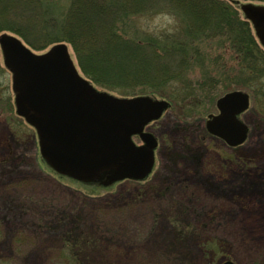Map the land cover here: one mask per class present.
Returning a JSON list of instances; mask_svg holds the SVG:
<instances>
[{
    "label": "rangeland",
    "instance_id": "374dc122",
    "mask_svg": "<svg viewBox=\"0 0 264 264\" xmlns=\"http://www.w3.org/2000/svg\"><path fill=\"white\" fill-rule=\"evenodd\" d=\"M215 112V100L192 115L168 108L145 126L158 145L143 181L83 185L42 160L0 51V264H264V100L250 94L235 147L207 132Z\"/></svg>",
    "mask_w": 264,
    "mask_h": 264
},
{
    "label": "trees",
    "instance_id": "16d2710c",
    "mask_svg": "<svg viewBox=\"0 0 264 264\" xmlns=\"http://www.w3.org/2000/svg\"><path fill=\"white\" fill-rule=\"evenodd\" d=\"M158 15L169 22L142 24ZM1 33L35 51L64 43L93 85L185 115L234 88L264 100V50L232 0H0Z\"/></svg>",
    "mask_w": 264,
    "mask_h": 264
},
{
    "label": "water",
    "instance_id": "95a60500",
    "mask_svg": "<svg viewBox=\"0 0 264 264\" xmlns=\"http://www.w3.org/2000/svg\"><path fill=\"white\" fill-rule=\"evenodd\" d=\"M239 7L264 45V5ZM0 47L12 74L16 113L36 130L40 154L51 169L102 186L141 180L150 173L157 141L143 129L161 115L167 101L117 97L97 90L79 74L63 43L37 54L17 37L2 34ZM215 105L218 114L208 115L207 130L229 146L241 144L247 127L237 116L249 106L248 93L228 91ZM134 135L143 144L136 145Z\"/></svg>",
    "mask_w": 264,
    "mask_h": 264
},
{
    "label": "flooded vegetation",
    "instance_id": "af4514ba",
    "mask_svg": "<svg viewBox=\"0 0 264 264\" xmlns=\"http://www.w3.org/2000/svg\"><path fill=\"white\" fill-rule=\"evenodd\" d=\"M216 113V112H215ZM210 134V133H209ZM211 135V134H210ZM212 137H214V138H217L216 136H214V135H211ZM219 139V138H218ZM221 140V139H220ZM223 143H224V141L223 140H221Z\"/></svg>",
    "mask_w": 264,
    "mask_h": 264
}]
</instances>
